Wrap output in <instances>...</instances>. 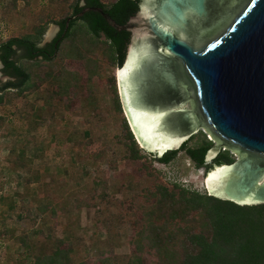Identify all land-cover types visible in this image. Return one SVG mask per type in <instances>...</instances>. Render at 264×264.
I'll return each mask as SVG.
<instances>
[{
	"label": "rangeland",
	"instance_id": "rangeland-1",
	"mask_svg": "<svg viewBox=\"0 0 264 264\" xmlns=\"http://www.w3.org/2000/svg\"><path fill=\"white\" fill-rule=\"evenodd\" d=\"M101 1L109 4L112 0ZM72 3L73 0H0V41L31 33L34 26L46 21L40 44L49 42L55 21L70 14ZM91 58L96 61L97 74L90 77L79 74L80 81L71 86L67 97L58 95L46 103L47 91L56 89L47 81L41 82L35 91L23 92L19 98L11 91L4 94L10 101L0 105V188L3 184L5 193L15 195L17 209L7 214L1 211L3 202H0V264L19 261V251L9 253L7 249L20 244L16 238L14 245L8 244L2 228L6 221L12 226L16 223L17 236L24 234L29 239H38L37 244L46 236L69 242L78 250L80 262L101 252L127 259L133 233L131 221L135 218L127 203L152 183L150 177L141 173L142 163L159 171L161 181L175 180L206 191L203 170L195 169L183 153L169 164L123 158L115 139L122 117L139 147L145 153L148 151L131 127L117 86L116 66L110 64L100 48ZM54 63L56 67L67 66L65 59ZM1 67L0 63V83H3L8 77ZM47 70L49 67L42 63L38 73ZM110 76L114 77L121 112L115 110L113 93L106 82ZM88 96L94 105L86 103ZM202 131L216 144L206 130ZM5 149L8 153L3 156ZM21 153L25 159L30 158V165L18 170L13 178L5 179L13 174L11 163L18 162ZM102 193L104 197L99 198ZM3 195L6 194H0V199ZM91 195L96 197L89 202L92 206H87ZM77 202L84 206L77 207ZM40 205L44 212L39 211ZM52 209L56 210V217L51 216ZM20 264H31V259Z\"/></svg>",
	"mask_w": 264,
	"mask_h": 264
},
{
	"label": "water",
	"instance_id": "water-1",
	"mask_svg": "<svg viewBox=\"0 0 264 264\" xmlns=\"http://www.w3.org/2000/svg\"><path fill=\"white\" fill-rule=\"evenodd\" d=\"M117 85L131 127L153 156L199 128L233 162L208 194L264 203V0H133L119 24ZM84 9L71 18L84 13Z\"/></svg>",
	"mask_w": 264,
	"mask_h": 264
},
{
	"label": "trees",
	"instance_id": "trees-1",
	"mask_svg": "<svg viewBox=\"0 0 264 264\" xmlns=\"http://www.w3.org/2000/svg\"><path fill=\"white\" fill-rule=\"evenodd\" d=\"M80 1L73 0L72 13L83 9ZM83 1L86 5L101 7L119 24L122 13L133 0H112L109 4L101 0ZM67 17L65 15L57 20L61 31L56 39L43 45L40 43L47 28L46 21L34 26L31 33L0 41L1 72L8 77L0 83V103L10 101L5 97V92L11 91L15 98H19L25 91L37 90L43 81L56 87L55 91H47L44 96L46 103L58 95L67 97L71 86L80 81L79 74L89 77L97 74L96 61L91 55L99 48L108 56L110 64L118 66L117 29L94 11L85 12L79 18L83 20L81 23L77 22L78 18L70 20L65 28ZM101 32L106 39L99 38ZM57 59L67 60V66L56 67L54 61ZM76 60L83 64L79 61L75 63ZM42 63L49 70L39 74ZM106 82L113 93L114 108L121 112L114 77L110 76ZM85 101L94 105L89 96ZM115 139L124 159L132 162L147 159L149 163L157 161L169 164L179 153H183L195 169L203 170L204 175L214 166L235 160L230 150L222 149L221 145L207 163L205 156L216 144L207 138L201 128L177 148L167 150L160 156L145 153L139 147L124 117ZM30 163V158L25 159L21 153L18 162H12L11 167L15 170L26 169ZM149 167L142 163L141 173L151 178V185L141 189L127 203L135 214L131 221L133 233L129 239L127 259L122 260L117 254L98 252V255L80 262L78 250L67 241H55L46 236L44 241L37 244L38 239L35 241L20 234L16 237L21 247L17 253V263L31 259V264H264V203L237 204L179 181H161L160 172ZM98 196L104 197L103 193ZM94 197L91 195L85 205L92 206L89 202ZM2 202L10 211L15 207L13 198L9 196H4ZM76 206L84 205L77 202ZM42 210L45 208L40 205L39 211L44 212ZM50 212L52 217H56L55 209Z\"/></svg>",
	"mask_w": 264,
	"mask_h": 264
},
{
	"label": "crops",
	"instance_id": "crops-1",
	"mask_svg": "<svg viewBox=\"0 0 264 264\" xmlns=\"http://www.w3.org/2000/svg\"><path fill=\"white\" fill-rule=\"evenodd\" d=\"M1 104H3V103H0V105ZM0 115H2V113H0ZM3 116H5V115H3ZM2 153L4 154L3 156H6V154L8 153L7 149H5L4 151H2ZM1 170L2 169L0 168V171ZM17 172H18V170H12L11 173H13V174L8 175L5 179L8 180V179L13 178L14 177V174H16ZM3 186L4 185L2 184V187L0 188V194L3 193V194H6V195H3L2 196V198L0 199V202H2L4 196H6V197L9 196V197L13 198V202H14L15 207H14L13 210L10 211L6 205L2 204L1 205V211L6 212L7 214H11L12 212L16 211V209H17V203H16L15 195H9V194L5 193V188ZM24 190H25V188L24 189L22 188L21 192H23ZM29 195H31V193ZM16 213H18V212H16ZM15 226H16V223H14V226H12V225H10L8 223V221H6V223L3 224V227L2 228H3L4 231L5 230H16L15 229ZM7 233L8 232L5 233V236H6V240H7L8 244H13L15 238L17 237V234L15 232H13L12 234L10 233L9 236H8ZM33 238H35V236ZM11 246L7 248L9 253H11V252H18V251L21 250V247H18V245H16V247L13 246L12 248H11Z\"/></svg>",
	"mask_w": 264,
	"mask_h": 264
},
{
	"label": "flooded vegetation",
	"instance_id": "flooded-vegetation-1",
	"mask_svg": "<svg viewBox=\"0 0 264 264\" xmlns=\"http://www.w3.org/2000/svg\"><path fill=\"white\" fill-rule=\"evenodd\" d=\"M79 4L81 5V6H83V9H84V11L85 12H87V11H94V12H97V11H95V10H91V9H88V8H91V7H98V6H92V5H86V3L83 1V0H81L80 2H79ZM82 11V10H81ZM80 11V12H81ZM84 12V13H85ZM105 12V11H104ZM79 12H77V13H72V10H71V12H70V14L68 15V17H67V19L65 20V28H67L68 27V25H69V22H70V20H72V19H77L78 18V20H77V22H83V20L82 19H79L81 16H77L76 18H71L72 16H74V15H76V14H78ZM97 13H99V12H97ZM100 14V13H99ZM101 15V14H100ZM101 17H102V15H101ZM103 18V17H102ZM60 19V18H59ZM59 19H57V20H59ZM104 19V18H103ZM57 20L55 21V31H54V35H53V37H52V39L50 40V41H52V40H54V39H56V37H57V35H58V33L61 31V25L57 22ZM105 20V19H104ZM106 21V20H105ZM99 38L100 39H106V36L104 35V33H102L101 32V35L99 36ZM118 68V66H116V69ZM118 86V85H117Z\"/></svg>",
	"mask_w": 264,
	"mask_h": 264
},
{
	"label": "bare ground",
	"instance_id": "bare-ground-1",
	"mask_svg": "<svg viewBox=\"0 0 264 264\" xmlns=\"http://www.w3.org/2000/svg\"><path fill=\"white\" fill-rule=\"evenodd\" d=\"M118 73V79H119V71ZM222 176V168H216L214 171H212L206 179H204V183L209 191H212L214 193H218L221 195L220 190H215L214 186L216 182L219 180V178Z\"/></svg>",
	"mask_w": 264,
	"mask_h": 264
}]
</instances>
